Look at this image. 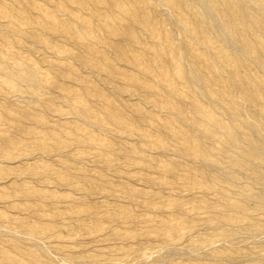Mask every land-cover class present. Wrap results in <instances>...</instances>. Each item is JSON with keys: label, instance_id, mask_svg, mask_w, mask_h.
Returning a JSON list of instances; mask_svg holds the SVG:
<instances>
[{"label": "rangeland", "instance_id": "1", "mask_svg": "<svg viewBox=\"0 0 264 264\" xmlns=\"http://www.w3.org/2000/svg\"><path fill=\"white\" fill-rule=\"evenodd\" d=\"M253 1L0 0V264H264Z\"/></svg>", "mask_w": 264, "mask_h": 264}, {"label": "bare ground", "instance_id": "2", "mask_svg": "<svg viewBox=\"0 0 264 264\" xmlns=\"http://www.w3.org/2000/svg\"><path fill=\"white\" fill-rule=\"evenodd\" d=\"M204 2H206V0H203ZM254 3H258L257 2V0H254L253 1ZM249 4V3H248ZM207 5V4H206ZM261 7H262V4H261ZM263 8H264V6H263ZM224 32V31H223ZM219 33V32H218ZM220 33H222V32H220ZM224 36V35H223ZM226 38V37H225ZM247 41H249V40H247ZM250 42V41H249ZM231 45V44H230ZM251 54H253V53H251ZM229 56V55H228ZM226 58V57H225ZM255 58V57H254ZM264 62V61H263ZM197 75V74H196ZM197 77V76H196ZM252 85V84H251ZM251 130V132L252 131H254L252 128L250 129ZM255 132V131H254ZM253 133V132H252ZM248 136H250V135H248ZM211 139V138H210ZM234 141L235 140H231V143H234ZM260 150V148L257 146V145H255L254 143H253V141H250L249 142V144H248V151L250 152V153H253V154H256L258 151ZM260 168H262V167H260ZM259 170H261V169H259ZM247 190V189H246ZM250 191V190H249ZM255 202V201H254ZM262 204H263V207H264V201L262 202ZM261 230H264V228H261Z\"/></svg>", "mask_w": 264, "mask_h": 264}]
</instances>
